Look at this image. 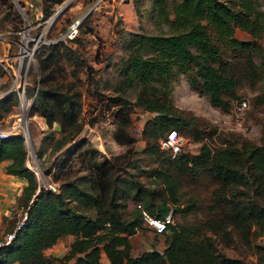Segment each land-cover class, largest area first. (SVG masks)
Masks as SVG:
<instances>
[{"label":"trees","instance_id":"16d2710c","mask_svg":"<svg viewBox=\"0 0 264 264\" xmlns=\"http://www.w3.org/2000/svg\"><path fill=\"white\" fill-rule=\"evenodd\" d=\"M49 1L51 3L42 5L44 18L53 12V3L61 0ZM155 2L167 30L135 33L123 60L124 87L119 86L133 91L134 100L125 95H113L112 102L134 104L153 112L154 115L145 121L143 133L147 150L160 152L159 138L165 136L168 129L178 131L192 123L173 102L172 89L177 72L187 71L191 86L206 92L209 101L224 111L238 96L237 88L245 80L261 81L259 96L264 100V57L260 62L253 58V52L261 48L257 39L264 31V19H261L264 11L254 8L250 2L237 3L234 7L227 0H173L170 7L168 0ZM0 3L9 9L5 19L0 16V28L15 32L19 25L6 26L13 3L11 0H0ZM13 14L21 20L18 14ZM236 26L247 30L252 38H237L234 35ZM87 30L91 32V28ZM66 43L63 39L41 43L39 47L43 49L38 50V68L35 70L37 83L28 87L31 90L36 86L29 112L46 118L49 128L43 134L41 144L49 143L52 152H61L67 143L71 149L81 129L78 120L81 89L75 77L83 59L77 47ZM222 46L229 49L228 56H224ZM65 59L75 65V69L69 71L73 75L71 78L65 70ZM10 96L15 99L12 93L0 96V105L5 106ZM15 103L16 99L2 107L0 117ZM54 120L60 125L57 137L51 132ZM122 141L129 143L131 139L127 137ZM164 149L169 153L163 157L161 167L154 168L150 175L159 181L160 189L174 203L165 198L156 201L142 185L114 176L108 158L99 163L89 162L84 175L76 177L70 168L59 169V154L52 170L54 179L60 180L59 186L55 190L37 189L36 173L26 163L27 144L23 133L19 131L0 137V161L8 159L6 171L25 179L16 205L22 207V216L18 218L12 212L0 236L3 239L6 232L14 231V237L0 245V264H53L54 261L63 264L71 258L75 264H244L242 259L218 251L213 242L207 240L204 228L210 224V227L215 226L224 215L229 221L255 223L259 231L264 232V201L257 198L264 193V144L243 141L238 147L232 143L212 149L202 142L197 153L181 151V145L173 157L169 148ZM37 151L41 155L42 150ZM50 171L51 166L46 169L47 173ZM201 176L217 183L215 199L208 205L207 216L199 224H191L181 220L176 212V223L169 226L168 240L162 249L152 247L132 253L131 237L143 230L144 223L137 203L154 216H163L170 210L172 214L187 211L190 201L185 208L177 203L179 188ZM244 181H249L251 192L246 194L250 197L227 196L225 189ZM119 187L125 200L131 196L135 201L130 210L125 208L126 202L120 205L117 201L115 192ZM218 206L224 207L220 214ZM211 212L217 217L213 218ZM22 217V224L16 227ZM66 234L73 235L67 251L54 257L44 253V249ZM102 253L108 263L101 260Z\"/></svg>","mask_w":264,"mask_h":264},{"label":"rangeland","instance_id":"374dc122","mask_svg":"<svg viewBox=\"0 0 264 264\" xmlns=\"http://www.w3.org/2000/svg\"><path fill=\"white\" fill-rule=\"evenodd\" d=\"M13 3L12 12L8 16L6 26L19 25L21 28L29 27V33L43 30L42 37L53 39L60 35L73 19L82 17L80 29L75 39L67 41L71 47H77L81 53L83 64L79 67L76 81L81 89V110L78 120L81 129L75 136V145L68 149L67 143L61 152L50 151L49 143L41 144V138L49 128L46 118L38 113L26 112L19 118L16 115L17 107L10 106L9 111L3 112L0 117V129H9L12 121L20 122V132L24 134L25 129L29 135V145L27 144L26 163L35 170L38 188H50L49 184L59 186L60 180L54 179L52 173L55 169V162L58 159L59 169H72L73 176L84 175L90 163H99L108 158L113 165V174L119 179H131L134 185H142L158 201L163 198L172 202L163 190L159 187V181L153 180L150 172L154 168L161 167L163 157L169 153L161 148L152 152L147 150V139L143 129L145 121L153 116V112L140 106L130 104H114L113 95L128 97L134 100V92L129 88L121 89L125 77L124 58L130 48L131 40L135 33H163L167 30V24L158 12L155 0H61L53 3V12L45 19L43 15H38L35 7H31V0H18L23 6L21 8L16 2ZM28 1V2H27ZM173 0H168L171 6ZM232 6L237 7L243 2H250L254 8L264 11V0H227ZM42 12V5L51 3L49 0H37ZM9 9L4 3H0V16L5 19V12ZM19 13H18V12ZM13 12L18 14L21 20L14 17ZM55 15L52 17V14ZM4 15V16H3ZM37 15V16H36ZM172 14H170L171 16ZM39 16V18H38ZM52 17V19H51ZM261 19H264V15ZM6 21V20H4ZM12 21V22H11ZM9 27V26H8ZM91 28V32H88ZM234 35L239 39H251L250 33L236 26ZM0 58L2 62H12L10 57L17 51V32L9 33L0 28ZM261 45L259 50L253 52V58L260 62L264 56V31L257 39ZM48 43V42H46ZM43 47L38 50L42 51ZM37 50V51H38ZM35 54L34 65L29 69L28 81L30 87L37 83L38 53ZM224 56L229 55V49L222 46ZM65 70L71 78V70L75 69L73 63H68L65 59ZM14 64V62H12ZM0 64V94L7 87L10 78L1 69ZM188 72L180 71L176 73V82L172 89L174 104L181 110V113L190 117L192 123L189 127L178 129L182 137V150L190 153H197L202 142H206L212 149L224 147L226 144L236 143L237 147L243 142L264 144V100L261 94V81L251 83L245 80L237 88L238 96L231 101L227 111L213 105L206 92H202L198 87L195 89L188 81ZM67 75V74H66ZM245 98L246 106L240 107L239 100ZM15 99L9 97L8 104ZM0 105V110L2 107ZM122 107V108H120ZM120 108V109H119ZM51 131L54 137L60 134L59 122L54 120L51 124ZM165 131L161 134L163 135ZM39 138L36 142L35 139ZM129 137L131 142H123ZM160 139V138H159ZM158 141V138L156 139ZM42 150L41 155L38 151ZM68 149V150H67ZM88 158V159H87ZM87 159V160H86ZM65 162L64 165L62 163ZM90 162V163H89ZM51 166V171L46 169ZM251 183V182H250ZM217 183L209 180L208 177L201 176L191 184L181 185L179 188V201L184 208L190 201V208L187 211H175L172 214L173 223H176V212L181 220L191 224H199L207 216L208 205L215 199V188ZM122 187V186H121ZM119 187L116 192L118 203H127L126 209L130 210L134 206V199L130 196L125 200L124 192ZM227 196H235L236 199H247L250 197L249 181H244L233 187L231 185L225 189ZM249 192L248 194H246ZM264 201V193L257 196ZM125 203V204H126ZM224 207L218 206L217 212L220 214ZM16 211V212H14ZM12 215L20 218L23 213L22 207H15ZM213 211V210H212ZM214 213V215L212 214ZM224 214V213H223ZM216 218L215 212L211 216ZM144 222L143 230L137 231L132 237V253H139L145 249L155 247L159 239L166 245L168 233H161L160 238ZM211 225V224H210ZM204 228L206 238L213 242L215 248L231 257H237L244 261V264H264V232H260L255 223H248L245 220L238 222L229 221L223 215V220L218 221L215 226ZM150 233L149 235L147 233ZM148 237L151 242L146 245ZM67 250H64V252ZM62 252V253H64ZM54 257V256H52ZM65 261L63 264H66ZM53 264H57L56 261Z\"/></svg>","mask_w":264,"mask_h":264},{"label":"built area","instance_id":"2783aa9c","mask_svg":"<svg viewBox=\"0 0 264 264\" xmlns=\"http://www.w3.org/2000/svg\"><path fill=\"white\" fill-rule=\"evenodd\" d=\"M100 0H95L94 3L99 2ZM21 8L20 2L16 1ZM28 2V1H27ZM31 5L35 7L36 14L42 15L40 12V6L38 5L37 0H31L29 2ZM56 12L52 14V17L55 15ZM37 16V15H36ZM51 17V19H52ZM39 18V16H38ZM48 18V17H47ZM82 17H78L73 19L68 25L66 26L65 30L58 35L56 38L53 39H45L42 37L43 30L39 32L36 31L33 34L29 33V27L26 28H19L15 32L19 34V40L17 41V51L11 55L5 54L6 58L10 57L12 62L7 63L5 65L0 58V64L2 65L1 69L5 74L10 78V82L8 83L7 87L3 90L0 94L2 96L6 93H12L16 99V103L14 106L17 107L16 115L24 116V113L29 111L30 105L33 102V99L36 94V86L29 90V81H28V74L29 69L32 65H34L35 61V54L38 50L39 46L43 42H52L58 39H63L65 41H71L75 38L79 31V25L81 22ZM42 20H47L42 19ZM8 32V31H7ZM0 36V42H2ZM240 107L246 106V99L242 98L239 101ZM20 122L12 121L9 129L4 130L0 129V137L6 136L9 133L19 132L20 129ZM160 146L164 148H169L171 157L175 155V153L180 149L182 145V137L178 133L175 128H170L167 130L165 136L159 139ZM33 169V168H32ZM35 171V170H34ZM50 188L55 190L56 186L49 184ZM137 206L141 208V214L143 221L146 222L147 226L155 233L161 234L167 232L169 226L173 224L172 219V211H168L163 216H154L149 214L144 208L141 207L139 203ZM24 217V216H23ZM23 217L18 221L17 226L19 227L23 222ZM14 237V231L6 232L3 236V239H0V245L3 243H8Z\"/></svg>","mask_w":264,"mask_h":264},{"label":"crops","instance_id":"0c3cea01","mask_svg":"<svg viewBox=\"0 0 264 264\" xmlns=\"http://www.w3.org/2000/svg\"><path fill=\"white\" fill-rule=\"evenodd\" d=\"M35 141L38 142L39 138L37 137ZM8 162V159L0 161V236L4 233L8 218L11 216V213L14 211L13 209H15L17 205V197L21 193L22 187L25 183L23 177L6 171L5 167ZM147 234L149 235L150 233L148 232ZM160 235L161 234H158L157 237L160 238ZM72 240L73 235L66 234L58 238L52 246L44 249V253L48 256H60L63 254L62 252H64V250L68 249ZM147 240L148 241L146 242L148 243H146V245L151 242V238L148 237ZM164 246L165 245L161 239L155 244L156 249H162ZM101 260L104 263H108L105 253H102ZM66 264H75V260L71 258Z\"/></svg>","mask_w":264,"mask_h":264},{"label":"water","instance_id":"95a60500","mask_svg":"<svg viewBox=\"0 0 264 264\" xmlns=\"http://www.w3.org/2000/svg\"><path fill=\"white\" fill-rule=\"evenodd\" d=\"M24 136H25V139H26V141H28V145H29V135H28V132H27V130L25 129V132H24Z\"/></svg>","mask_w":264,"mask_h":264},{"label":"clouds","instance_id":"9594fccd","mask_svg":"<svg viewBox=\"0 0 264 264\" xmlns=\"http://www.w3.org/2000/svg\"><path fill=\"white\" fill-rule=\"evenodd\" d=\"M24 135V134H23ZM25 137V136H24Z\"/></svg>","mask_w":264,"mask_h":264}]
</instances>
